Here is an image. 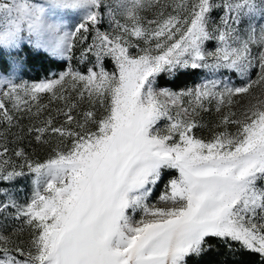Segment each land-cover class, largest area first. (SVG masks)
Wrapping results in <instances>:
<instances>
[{"label": "snow or ice", "instance_id": "6c2138e0", "mask_svg": "<svg viewBox=\"0 0 264 264\" xmlns=\"http://www.w3.org/2000/svg\"><path fill=\"white\" fill-rule=\"evenodd\" d=\"M0 264H264V0H0Z\"/></svg>", "mask_w": 264, "mask_h": 264}, {"label": "trees", "instance_id": "16d2710c", "mask_svg": "<svg viewBox=\"0 0 264 264\" xmlns=\"http://www.w3.org/2000/svg\"><path fill=\"white\" fill-rule=\"evenodd\" d=\"M26 51L27 50H25V54H26ZM59 67H62V66L44 64V65H38L39 70H36L35 68H31L30 66L29 71L25 73V76L32 77L34 79L43 78L47 75H50L49 69H51V71H56ZM194 80H195V77H182L180 80L176 81L175 83H171L170 86L172 87L185 86V85L191 84ZM160 83L169 84L170 82L165 78V79H162Z\"/></svg>", "mask_w": 264, "mask_h": 264}, {"label": "rangeland", "instance_id": "374dc122", "mask_svg": "<svg viewBox=\"0 0 264 264\" xmlns=\"http://www.w3.org/2000/svg\"><path fill=\"white\" fill-rule=\"evenodd\" d=\"M27 78H29V79H34V78H32V77H28V76H26ZM190 85V84H189ZM180 87H184V86H180ZM173 88H179V87H173ZM45 102H47V100L45 99ZM209 119V117H205V121H207ZM207 133L206 132H204V133H201V135H206ZM42 155H43V153H42Z\"/></svg>", "mask_w": 264, "mask_h": 264}]
</instances>
